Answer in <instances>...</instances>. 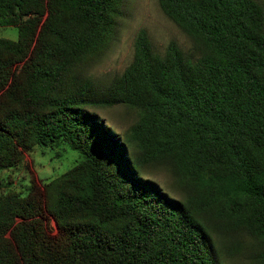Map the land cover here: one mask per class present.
Listing matches in <instances>:
<instances>
[{"label":"trees","instance_id":"16d2710c","mask_svg":"<svg viewBox=\"0 0 264 264\" xmlns=\"http://www.w3.org/2000/svg\"><path fill=\"white\" fill-rule=\"evenodd\" d=\"M119 1L0 0V27L19 34L0 37V171L36 146L81 156L0 197V264H225L243 236L264 264V5L159 0L199 57L174 41L155 52L142 28L130 65L99 85L75 70L114 32ZM119 105L138 113L124 134L97 111Z\"/></svg>","mask_w":264,"mask_h":264},{"label":"rangeland","instance_id":"374dc122","mask_svg":"<svg viewBox=\"0 0 264 264\" xmlns=\"http://www.w3.org/2000/svg\"><path fill=\"white\" fill-rule=\"evenodd\" d=\"M264 5V0H257ZM114 32L96 51L90 53L75 70L76 75L90 77L99 85H108L116 75L122 74L133 61L135 39L140 29L145 28L155 52L164 54L170 42H176L184 54L196 60L192 38L162 10L159 0H120ZM18 28L0 27V37L18 40ZM112 128L124 134L136 122L138 113L125 106H113L97 110ZM81 156L68 147L36 146L26 152L22 163L0 171V197L11 190L27 193L36 183L39 186L57 178L73 168ZM150 177L157 180L171 195H181L173 186L172 176L165 169H155ZM51 232H57L56 223L49 220ZM219 244H222L220 240ZM240 252L225 250V264H249V255L255 243L243 236Z\"/></svg>","mask_w":264,"mask_h":264}]
</instances>
